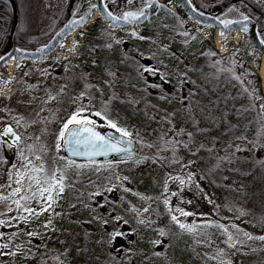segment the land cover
<instances>
[{"label":"rangeland","instance_id":"374dc122","mask_svg":"<svg viewBox=\"0 0 264 264\" xmlns=\"http://www.w3.org/2000/svg\"><path fill=\"white\" fill-rule=\"evenodd\" d=\"M46 1L60 19L69 8L71 18L67 22L88 15L84 24L70 28L47 56L30 54L38 52L41 39L29 45L16 44L13 50L6 51L4 48L5 52L0 54L17 58L12 59L11 67V59H8L7 65L0 67V73L9 81H13L14 76L19 81L9 84L0 82V109H4L0 111V131L5 124H11L22 137L18 147L5 146L9 164L0 180V195L9 196L11 190L17 187L10 170L12 164L20 165L17 157L19 148H24L25 154L34 163L41 162L34 159L36 155L40 156L46 170H63L66 187L52 211L39 217H29L26 223L11 219L27 215L17 211L11 203L17 197L0 203V213H3L0 220H8L11 225L0 226V233H3L0 244L9 245L6 249L0 248V253H5L0 255V264H85L88 260L87 264H94L104 258L108 251L114 250L115 241L110 242V233L115 231L125 234V246L113 264H187L186 261L191 264H221V261L264 264V241L248 240L244 236V233L254 237L264 236L263 216L252 204L255 197L253 191L258 186L264 188V166H260L257 160L264 156L260 145L242 153L226 170L227 177L231 179L228 186L212 192L214 215L201 211L206 199L200 188L196 187L198 182L195 175L199 162L206 164L207 148H211L209 151L213 152L214 157L216 151L224 149L229 141L231 145L235 143L236 149H241L240 144L245 142L248 133L246 124L250 119L248 113L237 110L239 106H248L245 89L254 91L255 98L259 97L256 102L264 115V89L258 72L263 53L251 46L248 33L242 32L239 26L225 31L219 26L200 23L184 13L175 0H158L167 1L168 8L173 11L172 16L156 23L146 37L139 36L142 32L139 25L117 29L98 9L94 8L89 13L90 5L98 0ZM217 1L188 0L197 9L207 10L220 19L238 20L241 13L252 19L261 18L260 12L251 5L252 0L250 5L249 0H226L221 6ZM103 3L117 17L124 12H139L145 7V0H131V3L129 0H103ZM177 18L179 22H175ZM96 21L101 23L98 26L101 42L98 45L85 43L82 54L81 41L88 27ZM181 22L188 28L182 26ZM63 25L59 24L58 29ZM185 29L190 31L187 36L184 35ZM132 30L136 32L135 36ZM221 31L226 32L224 42L221 41ZM74 41L77 42L75 47ZM205 50L216 51L223 56V61L234 62L233 74L240 77L239 80L232 77L228 86L230 113L227 122L208 108V101L216 92L204 90L208 83L199 74L201 68H197ZM17 61L19 70L16 68ZM145 67L154 69L155 74L149 75L143 71ZM157 77L169 88L157 82ZM175 87H180V90ZM9 93H12L10 98H6ZM49 96L55 98L50 100ZM187 104L201 131L193 138L192 146L199 148L203 145L193 161L190 155L194 148L189 150L184 147L183 138L186 137L182 135L193 121L187 119ZM80 107L87 109L85 115L106 111L113 121L131 133L129 137L142 145L141 151L130 157L95 159V163L68 158L63 150V141L57 150V137L63 124ZM21 116L26 127L17 128L13 117ZM91 118L99 126L110 128L98 117ZM229 127L231 130L228 132ZM162 135H171L170 143L180 140L178 158L185 170L193 174V183L183 190L178 182L169 177H186L189 172L179 174L176 167L171 175L165 156L169 149L157 150L158 154L153 152ZM27 146H31V152ZM71 161L86 167H66ZM26 186L27 181L21 185ZM105 187H112L113 191H103ZM97 190H101L102 195L92 196ZM172 192L178 195L170 196ZM225 196L230 201L222 206L220 198ZM165 197H169L167 205L164 203ZM258 202L264 203V200L260 198ZM30 206L36 209L40 207L36 201H32ZM9 207L11 211L7 210ZM177 207L195 215L180 216L174 211ZM170 209L181 223L193 226L195 230H182L171 220ZM117 215L122 217V222L113 219ZM49 220L51 225L45 228ZM105 220L108 221L106 224ZM140 220L145 223L141 224ZM208 222L223 225L227 228V234L215 226L204 227ZM83 223L92 224L95 231L88 232ZM161 229L164 235H160ZM28 232L34 235L29 236ZM229 234L233 241H228ZM129 235L133 238L129 239ZM79 236L82 239L90 237L89 249L86 250L87 255L74 253L72 258L67 248L73 238L75 242L77 239L79 241ZM231 243H235V247H230ZM221 250L223 255H217ZM12 252L16 254H8Z\"/></svg>","mask_w":264,"mask_h":264},{"label":"trees","instance_id":"16d2710c","mask_svg":"<svg viewBox=\"0 0 264 264\" xmlns=\"http://www.w3.org/2000/svg\"><path fill=\"white\" fill-rule=\"evenodd\" d=\"M221 1V2H219ZM217 1L218 5H222L226 2V0H219ZM252 4L249 0V5L251 4L255 9H257L260 14L261 18L256 17L255 19L250 18L247 21V33L250 39L251 46L258 49L260 52H264V44H261L262 35L264 34V0H252ZM175 2L183 9V12L187 14V12H192L200 22L209 23L211 26H219L223 29V26L217 22V17L213 15V17H206L203 14H198L192 10V8L188 5L187 0H175ZM94 5H96V9L99 10L101 15L108 20L110 23L115 25H123L126 24L122 20L113 23L110 21L106 15L103 14V10L105 4L102 0H98ZM145 11V16L138 21L140 27H142V32L137 35L139 36H148L149 32L153 31V27L159 21H163L165 18L172 16V10L168 8L167 1H158L155 0V4L151 8H143ZM70 9L67 8L64 14H62V18L55 14L51 9V6L47 3L46 0H0V54L4 53L5 50H13L16 44H32L35 40H40L39 44L40 49L38 52H30L32 55H40L43 53L49 52L59 41L62 39L64 34L70 29L67 27L70 21L67 22L71 18ZM109 10V9H108ZM110 11V10H109ZM84 16V15H83ZM179 17V16H177ZM79 18V17H78ZM75 18V19H78ZM180 18V17H179ZM179 18L175 19V22H179ZM163 19V20H162ZM74 20V19H72ZM71 20V21H72ZM61 21V22H59ZM64 27L58 29L59 24H63ZM101 23L99 21L94 22L89 29L86 30L84 35V41L81 42V51L83 54L84 51V44L85 43H95L96 45L101 42L100 33L98 32V26ZM182 26L186 24L181 22ZM235 26L242 27L241 25L233 24L229 30L234 28ZM187 27V25H186ZM93 30L91 31V29ZM188 28V27H187ZM225 30V29H223ZM225 30V31H229ZM133 31V30H132ZM185 31L190 34V31ZM135 32V31H133ZM136 33V32H135ZM59 34V35H58ZM100 34V35H99ZM193 36H197L193 34ZM47 38L46 41L42 42L44 38ZM200 40L202 37L198 36ZM5 48V50H4ZM208 51H204L202 53V61L197 66L200 67V76L204 78L208 83V86L204 90H212L213 93L211 95V100L208 101V108L213 110L214 115H218L220 119L224 120L225 122L228 121L230 104L228 103V86L230 85V81L232 77H235L233 74L235 69L234 62H226L223 61V56L218 55L217 57L212 58L209 55ZM84 57V55H82ZM258 60V58H256ZM219 61V63H217ZM95 62V60H94ZM89 63V62H88ZM176 90H180V87H175ZM249 93H253L249 95ZM255 92L250 91L246 92V96L248 98V106L246 107H237L238 111L242 110L249 114L250 119L247 122L248 133H246V140L245 142H241V149L244 151H237L236 147L230 144H227L224 149H218L216 151V156L214 157L213 152L210 153L209 150L211 148H207L206 151L208 152L206 157V164L201 165L200 162L198 164V168L196 169L195 175L196 179L200 188L205 195L206 203L203 205L202 210L204 213L209 215H214L212 205H214V200L212 197V192H216L224 187L228 186V182L231 180L227 177L226 170L229 169L231 163L234 159L238 156L242 155V153H247L248 151L254 150L255 145H260L262 150L264 151V115L262 113V109L259 107L258 103L256 102V98L254 96ZM229 108V110H228ZM187 110L189 117L187 118L189 121L193 119L191 122V126L188 131H184L182 133L183 141L187 144V149L191 150L194 148L192 144H194V139L196 138L198 133L201 131L198 129V124L194 117L192 118V112L190 106L187 104ZM230 127L228 132L230 131ZM227 129L224 128V133H226ZM245 132V131H244ZM187 133H192V137L189 138ZM181 134V133H179ZM243 135V134H242ZM245 135V134H244ZM178 136V135H177ZM179 137V136H178ZM194 138V139H193ZM0 139L7 140L5 137ZM165 141L169 142V139L163 138L162 143ZM166 144V143H165ZM198 148V147H197ZM197 148H194L193 152L190 155L191 161L195 160L198 155V152L201 150V146H199L198 151ZM137 151H141L142 145L136 146ZM160 150V149H159ZM205 150V149H204ZM241 152V153H239ZM175 155L171 158V164L168 165L167 169L172 170L174 173L175 168L177 167V173L185 172L187 174L189 170H185V168L181 165V163L174 164L173 160L178 158V154L174 152ZM197 153V154H196ZM174 158V159H173ZM260 166H264V156L257 159ZM7 161V162H3ZM202 163V160H201ZM9 164V160L5 155V145H0V180L5 175V170ZM174 164V165H173ZM219 165V167H217ZM255 192V197H253L252 204L259 209V213L262 214L264 219V203H259L258 200L262 198L264 200V188L258 186V188L253 191ZM211 201V202H209ZM222 202V206L226 203L228 204L230 199L228 197L220 198ZM260 205V207H258ZM187 264L188 261H186Z\"/></svg>","mask_w":264,"mask_h":264},{"label":"snow or ice","instance_id":"6c2138e0","mask_svg":"<svg viewBox=\"0 0 264 264\" xmlns=\"http://www.w3.org/2000/svg\"><path fill=\"white\" fill-rule=\"evenodd\" d=\"M103 2V0H102ZM129 3H131V0H129ZM155 4V0H145V8H151ZM96 5H90L89 13L92 9L96 8ZM234 9H230L229 11H233ZM195 11V9H193ZM103 14L107 16V18L112 21L113 23H116L117 21H123L127 24H132L134 22L140 21L145 16V11L142 8L139 12H124L121 16L117 17L115 16L111 11L108 10L107 6L104 7ZM88 14H85V16H79L78 19L72 20L69 25H67L68 28H74L77 25H83L86 19V16ZM202 15V13H201ZM217 22L223 26V29L229 30L233 24L241 25V31L247 32V21H249V17L247 15H243L241 13V18L238 20H232V19H220L219 17L216 18ZM59 35V34H58ZM80 35H83L81 33ZM133 36L136 35L135 32L132 33ZM185 36L188 35L187 32L184 33ZM221 41H226V32L221 31L220 32ZM140 39H144V37H139ZM195 39V37H192ZM76 43L74 41V47L76 46ZM261 44H264V39L261 40ZM61 48L64 47L63 44L60 45ZM111 47V45H109ZM16 51H21L20 49H16ZM238 51V50H237ZM211 56H215V52L208 53ZM8 59L17 60L15 56L11 55H2L0 56V67H5L7 65ZM219 63V61H217ZM16 68L19 70L20 64L17 61ZM143 71L149 72L154 74L155 70L150 67L143 68ZM27 75V73H25ZM235 79L239 80V76H235ZM13 81L18 83L19 81L16 79V77H13ZM13 81L7 80L2 73H0V82H3L4 84L12 83ZM249 83H251L249 81ZM158 87V86H157ZM14 91V90H13ZM245 92H248L247 89H245ZM12 93H9V96L6 98H10ZM253 93H249V95H252ZM83 95V93L81 94ZM55 97L49 96V99H54ZM256 99H259V97H256ZM4 109H0V111H3ZM87 111L84 107H80L77 109L76 112H74L67 121L63 124L62 129L57 137V144L56 148L57 150L61 147V141L64 142L66 146H71L72 148V155H86L90 162L95 163V161L91 160L92 157L98 156V155H107L109 152H116V153H126L131 156L132 149L129 148L126 144L124 146L122 145V140L117 137H105L104 135L100 134L96 131V121L91 118V116L98 117L101 121H105L107 126L114 129L117 133L120 134V137H129L131 136V133L128 132L126 129L120 127L115 121H113L108 115L107 112H100L95 111L91 112L90 115H85L84 113ZM14 123L16 124L17 128L19 127H26V123L23 122L24 118L21 117H13ZM188 137H192V133H187ZM2 137H8L10 140H3L0 139V145H5L7 147H18L22 142V137L19 135L12 127L11 124H5L3 127V130L0 131V138ZM167 144L168 141H165ZM177 144L179 141L176 142ZM151 147V145H149ZM184 147H187V144L184 145ZM203 147V145H201ZM28 151L31 152V146H27ZM241 149L237 148V151H240ZM172 151L175 152V146H173ZM18 160L20 161L19 167L16 164L11 165L10 170V176L14 178V183L17 185L16 188L12 189L9 196H3L0 195V203H3L6 200H9L11 197H17L16 199H12L11 203L15 205V208L17 211H20L22 213H26L27 215H21L19 218L13 217L11 219H19L21 221L27 222L29 217H39L42 213L50 212L52 211L54 205L57 203V201L60 199L62 193L65 190V172L63 170H52L48 171L45 169V166L41 160V157L36 155L34 157L35 161H41L40 163H34L33 159H30L28 155L25 154L24 148H19L17 152ZM7 162V161H3ZM174 163H179V158H176L173 160ZM191 163V162H190ZM66 167H75L77 169L81 167H86V165H79L76 164L75 161L69 162ZM219 167V165H217ZM117 180L120 179V177H116ZM126 179V178H125ZM169 179L173 180L174 182H178V184L181 186V190L185 186L191 185L193 183V174L189 172L186 177L183 176H175V177H169ZM27 181L26 187H21V185ZM10 187V185H9ZM197 188H199V185H196ZM103 191L106 192H112V187H105ZM124 191H128V189H124ZM165 192H168L167 188V181L165 182ZM102 195L101 190H97L96 192L92 193V196H100ZM178 193L172 192L170 193V196H176ZM91 198V197H90ZM143 198V197H142ZM32 201H36L37 204L40 205L39 209L33 208L30 206V203ZM211 202V201H209ZM165 205L169 203V197H165L164 199ZM191 203V201H189ZM85 207H88V205H85ZM8 211H11V207L7 209ZM135 210V209H133ZM147 211V210H145ZM175 212H178L180 216L188 217L190 215H195L194 213L185 211L183 208L177 207L174 209ZM173 210L170 209V215L171 220L178 224V226L187 232H193L195 229L193 226L185 225L184 223H181L178 219L177 215L172 214ZM55 215H59V213H54ZM0 215H3V213H0ZM116 221H119L122 219V217H114L113 218ZM108 221H104L106 224ZM141 224H144V220L139 221ZM125 223H127L125 221ZM11 226L10 221L8 220H0V226ZM51 225V220H49L47 223H45L44 227L48 228ZM215 226L217 228H220L224 231L225 234H227V228H225L223 225L220 224H212L211 222H208L204 225V227H210ZM13 235H16V233H13ZM27 235L33 236L34 233L28 232ZM124 233L120 231H115L113 233H110V242H114L117 237L124 238ZM160 235H164L163 230H160ZM3 236V233H0V237ZM244 236L247 237L248 240H261L264 241V236H251L248 233H244ZM228 241H233V237L229 234L228 235ZM155 243H160L159 241H156ZM230 247H235V243H231L229 245ZM9 245L7 243L0 244V248H8ZM5 253H0V255H4ZM10 255H15V252L8 253ZM217 255H223L222 250L218 252ZM221 264H230V262L221 261Z\"/></svg>","mask_w":264,"mask_h":264},{"label":"flooded vegetation","instance_id":"af4514ba","mask_svg":"<svg viewBox=\"0 0 264 264\" xmlns=\"http://www.w3.org/2000/svg\"><path fill=\"white\" fill-rule=\"evenodd\" d=\"M187 3H188V5L192 8V10L193 9H195V12L196 13H198V14H203L204 16H206V17H213V13H209L207 10H204V9H197L196 7H194V6H192L191 4H189V2H188V0H187ZM181 8H182V6H181ZM187 14H189V15H191L192 17H194L195 19H197L198 21H199V19L195 16V15H193L192 14V12H187ZM108 21V20H107ZM200 22V21H199ZM110 23V22H109ZM112 24V23H111ZM113 25H115V24H113ZM128 26V28H131V27H133V26H135V25H139V23L138 22H134V23H132V24H123V25H121V26H119V25H115L116 26V28L117 29H120V28H122V27H125V26ZM140 26V25H139ZM148 74L149 75H154V74H152V73H149L148 72ZM156 79V78H155ZM161 83V82H160ZM165 88H169V87H166V85H165ZM171 135H167V136H165V135H162L161 136V138H162V140H160L159 141V143H157V145L156 146H154V148H153V152H155L156 154H158V151L157 150H163L165 147H167L169 150L168 151H166L165 152V156L167 157V161H168V165H170L172 162H171V157H172V155L173 154H175L173 151H172V148H173V146L174 145H176L177 146V149H176V147H175V152H176V154H178L179 155V145L177 144V143H170V141L167 143V144H165V143H162V141H163V138H171L170 137ZM177 138H179L178 136H177ZM177 141H180V140H176V142ZM136 146H137V142H136V140L134 139V146H133V148L135 149V153L137 152V149H136ZM233 146H235V143L233 144ZM179 151V152H178ZM167 153V154H166ZM119 156H110L109 158H118ZM181 159L179 158V161H180ZM174 164H176V163H174ZM173 164V165H174ZM168 173H170L171 175H173V173H172V170H169L168 169ZM100 200V199H99ZM119 209V207L117 208V210ZM116 210V211H117ZM119 211V210H118ZM116 214V213H115ZM114 215V214H113ZM118 216V215H117ZM113 218H114V216H113ZM118 222H122V220H119ZM84 225V227L87 229V231L88 232H90V233H92V232H94L95 231V227L92 225V224H89V223H83ZM124 227V226H123ZM123 230V229H122ZM83 237V236H82ZM129 237V239L130 238H133V236H131V235H129L128 236ZM79 238H81V236H79ZM74 239V238H73ZM71 240L70 241V243H69V247L67 248V250L69 251L68 253V255H70L72 258H73V254L74 253H81L82 254V256H83V253H84V256L85 255H87V253H86V250L87 249H89V247H88V245L90 244L89 242H91L90 240V237H88L87 238V236H86V239H80L79 241H78V239H77V242H75L74 240ZM119 239H120V242H119ZM124 239L123 238H120V237H117L116 239H115V242H114V246H113V249L114 250H116V251H114V250H111V251H108V254L104 257V258H102V259H98L97 261H95L94 262V264H113L114 263V261H116L117 259H118V257H120V254L122 253L121 251H122V248L125 246V242L123 241ZM89 259V258H88ZM75 261V260H74ZM89 261V260H88ZM88 261H86V262H88ZM85 262V264H87ZM74 264H75V262H74Z\"/></svg>","mask_w":264,"mask_h":264},{"label":"water","instance_id":"95a60500","mask_svg":"<svg viewBox=\"0 0 264 264\" xmlns=\"http://www.w3.org/2000/svg\"><path fill=\"white\" fill-rule=\"evenodd\" d=\"M157 82H161L168 87V84L165 83L160 77L156 78ZM96 131L99 132L100 134L104 135L105 137H117L122 140V145L124 146L125 144L132 149L131 156L135 154V149L133 148L134 146V139L131 137H120V134L117 133L114 129L110 128H100L96 125ZM63 150L64 153L67 157L69 158H75V159H84V160H89V158L86 155H72V148L71 146H66L63 142ZM110 156H119V157H129L128 154L126 153H116V152H109L107 155H98L95 157H92L91 160L98 159V158H108Z\"/></svg>","mask_w":264,"mask_h":264},{"label":"bare ground","instance_id":"6f19581e","mask_svg":"<svg viewBox=\"0 0 264 264\" xmlns=\"http://www.w3.org/2000/svg\"><path fill=\"white\" fill-rule=\"evenodd\" d=\"M260 63H259V68H258V72L262 78V85H263V89H264V53L260 56ZM12 59L9 60V66H12Z\"/></svg>","mask_w":264,"mask_h":264}]
</instances>
